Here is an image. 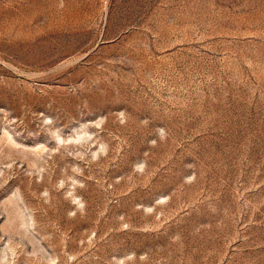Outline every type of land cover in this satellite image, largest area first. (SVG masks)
<instances>
[{
    "label": "rangeland",
    "instance_id": "rangeland-1",
    "mask_svg": "<svg viewBox=\"0 0 264 264\" xmlns=\"http://www.w3.org/2000/svg\"><path fill=\"white\" fill-rule=\"evenodd\" d=\"M0 264H264V0H0Z\"/></svg>",
    "mask_w": 264,
    "mask_h": 264
}]
</instances>
